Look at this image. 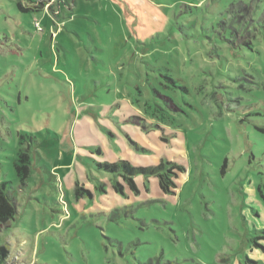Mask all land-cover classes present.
I'll return each instance as SVG.
<instances>
[{
	"label": "rangeland",
	"instance_id": "obj_1",
	"mask_svg": "<svg viewBox=\"0 0 264 264\" xmlns=\"http://www.w3.org/2000/svg\"><path fill=\"white\" fill-rule=\"evenodd\" d=\"M38 3L0 0L6 264H264V0Z\"/></svg>",
	"mask_w": 264,
	"mask_h": 264
},
{
	"label": "trees",
	"instance_id": "obj_2",
	"mask_svg": "<svg viewBox=\"0 0 264 264\" xmlns=\"http://www.w3.org/2000/svg\"><path fill=\"white\" fill-rule=\"evenodd\" d=\"M47 0H30L31 4H36V2H39L38 4L41 5L43 8L46 4ZM39 8H36L38 10ZM28 158L25 154L19 153L18 159L15 164V170L17 177L20 179V182L22 183L24 179L27 178L28 175ZM120 164V165H119ZM122 167L125 171V173L129 176L137 175V174H144V175H151L155 176L156 173L160 170V166L156 167H149V168H140V167H132L128 162L126 161H119L115 164H99V167L103 168V170H106V172H114L117 170V168ZM170 183V181H169ZM129 186L135 190V184L132 181L131 178L128 179ZM160 188H162L164 191H168V184L164 183L162 179H160L159 182ZM116 188V187H115ZM79 187L77 184L75 185V192H78ZM116 190H118L116 188ZM16 213L15 209V202L14 200L7 194L5 191V184H0V227L5 226L10 220L14 219V215ZM264 234V230L262 231ZM6 258H7V250L4 246L0 245V264H6Z\"/></svg>",
	"mask_w": 264,
	"mask_h": 264
},
{
	"label": "built area",
	"instance_id": "obj_3",
	"mask_svg": "<svg viewBox=\"0 0 264 264\" xmlns=\"http://www.w3.org/2000/svg\"><path fill=\"white\" fill-rule=\"evenodd\" d=\"M34 27L36 28L37 32H40V31H41V29H40V27H39V24H38V23H35V24H34Z\"/></svg>",
	"mask_w": 264,
	"mask_h": 264
}]
</instances>
